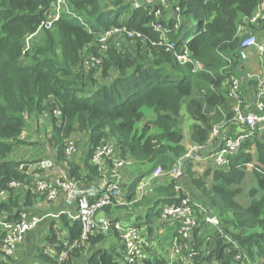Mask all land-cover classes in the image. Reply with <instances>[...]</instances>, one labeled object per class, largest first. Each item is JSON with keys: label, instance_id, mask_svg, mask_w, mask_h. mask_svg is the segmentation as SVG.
<instances>
[{"label": "trees", "instance_id": "trees-1", "mask_svg": "<svg viewBox=\"0 0 264 264\" xmlns=\"http://www.w3.org/2000/svg\"><path fill=\"white\" fill-rule=\"evenodd\" d=\"M57 1L0 0V217L7 223L16 222L23 213L32 214L40 198L53 202L38 193L33 176L20 169L23 162L36 160L12 158L27 143L21 136L29 127V118L49 116V144L57 151L55 160L58 165L66 160L69 176L82 187L91 188L103 179L106 165L113 173L116 159L125 161L121 172L131 165L144 168L126 192L131 202L141 176L157 168L170 171L186 156V117L191 121L190 141L205 145L213 127L234 116L237 102L230 96V79L246 73L251 49H256L264 68V52L258 46L243 52L239 48L242 36L249 32L264 45L259 40L264 18L252 20L262 0H166L140 7L133 0H67L71 12L63 9L48 27ZM154 9L162 10L164 17L159 21L172 29L170 39L176 51L184 47L195 22L187 46L199 65L180 63L173 50L160 44L164 41L161 32L151 26L158 21ZM177 15L182 22L176 30ZM112 27H127L143 39L124 35L117 38L119 46L109 39L103 49L100 38ZM241 29L247 32L242 34ZM242 83L245 88L252 80ZM74 132L88 137L82 162L66 155L65 139ZM109 144L114 153L104 158V167L93 164L95 152ZM250 163L254 184L245 193ZM184 165L196 192L185 187L179 192L175 180L165 178L154 181L151 194L133 204L134 208L147 207L144 217L149 234L162 224L164 206L190 197L207 210L196 212L198 224L191 236L199 254L193 264H264V131L243 142L229 167L207 166L196 171L199 167L190 159ZM12 182L19 187L11 186ZM205 214L217 217L218 224L205 222ZM67 224V240L80 239L81 222L71 219ZM173 226L177 237L178 225ZM4 236L0 228V264H9L10 258L2 254ZM49 241L61 243L55 232ZM104 241V234L90 237L86 264H124L123 243L120 253L93 248ZM40 258L48 264L56 259L43 252ZM146 264L169 261L155 255Z\"/></svg>", "mask_w": 264, "mask_h": 264}, {"label": "built area", "instance_id": "built-area-1", "mask_svg": "<svg viewBox=\"0 0 264 264\" xmlns=\"http://www.w3.org/2000/svg\"><path fill=\"white\" fill-rule=\"evenodd\" d=\"M156 1L165 3L166 0H133L135 7L142 6L143 3L153 4ZM58 7L51 18L46 22V26H51L52 21L58 19L60 16V8L66 9L71 12L67 6V0H58ZM168 7V4H166ZM180 12V9H176ZM154 14L158 21L152 22L151 26L161 32L164 46L168 50H173L177 60L180 63H197L191 57L190 50L187 46L190 39L186 40L184 47L180 51L175 50V43L171 41L170 34L172 29L164 27L159 18L164 17L161 9H154ZM165 16H170L169 14ZM264 16V0H262L259 9L253 17V21L263 18ZM53 19V20H52ZM177 23L175 29L177 30L182 22V17L177 15L175 17ZM82 22L83 20L80 19ZM125 35L127 38H140L143 39L141 33L133 32L127 27H112L107 30L100 38L102 48L106 49V42L109 39H114L116 46H119V40ZM252 46H258L261 53L264 52V45L258 44L257 38L252 33H247L244 40L241 42L242 49ZM197 65V67H198ZM231 90L232 96L237 102L234 105V116L231 119H225L216 124L210 132V137L205 145L192 143L187 146V153L184 158L178 161L174 168L170 171H164L157 168L149 176L142 179L137 187L136 198L129 202L123 195V188L120 184L121 167L125 165L124 160H115V168L113 169V181H106L101 188H85L80 186V183L72 179L68 172L58 169L57 162L53 158H42L34 162H23L20 169H25L26 173L33 176L34 187L38 193L45 194L49 201L58 199L60 193L66 195L68 203H76L78 211L72 215L73 220H79L83 225V230L80 239L75 241L65 240L62 243V250L56 253L55 262L53 264H66L71 260V253L76 249H87L89 246V239L96 232L106 233L111 229L116 230L125 246V262L124 264H146V260L150 258L146 251L147 241L143 237L142 227L136 224L125 223L122 221H113L108 217L102 216L98 218V213L104 211L106 207L116 206H129L133 203H138L145 196H148V191L154 185L155 179L165 178L174 179L176 188L179 192L184 191L182 178L186 176L184 161L190 159L195 165L207 164L208 166L216 167H229L231 159L235 153L238 152L243 142L255 135L264 131V74L258 77L256 94H255V107L247 108L244 98L241 95L242 80L238 77H231ZM59 113V112H57ZM227 118V117H225ZM231 128L234 131L231 132ZM77 153V145L75 142L70 141L66 148V155L68 158H73ZM114 153L113 147L105 145L100 147L94 154L92 163L101 168L104 167L103 162L105 157H111ZM186 158V159H185ZM184 159V160H183ZM213 163V164H212ZM66 164V163H65ZM103 165V166H102ZM54 172L53 177L50 173ZM18 182H12L11 186L19 187ZM207 212V210L200 203L193 201L190 197L182 199L180 204L164 206L162 212V221L164 226L168 224L178 225L179 235L174 237L171 242L172 254L170 256L171 264L177 263L181 260L184 264H193L196 256L199 254L198 250L194 248L192 233L198 224L196 212ZM205 222L214 224V216L205 214ZM41 218L37 215H30L23 213L19 220L13 223H7L0 217V223L5 231V236L2 245V254L5 258H11L15 255L20 245L28 232L34 230Z\"/></svg>", "mask_w": 264, "mask_h": 264}, {"label": "crops", "instance_id": "crops-1", "mask_svg": "<svg viewBox=\"0 0 264 264\" xmlns=\"http://www.w3.org/2000/svg\"><path fill=\"white\" fill-rule=\"evenodd\" d=\"M241 32L246 33L247 31H245L244 29H241ZM259 40L260 41L264 40V25L259 31ZM251 50L254 51L256 49H251ZM251 61L252 60L249 56V58L245 62V72L248 74V78L252 80V85L247 86L245 88L244 86H241L242 87L241 95L244 98L247 108H251V106L255 103V94H256L255 86L257 85V78L262 74V72H264L263 69L261 68V64L260 66H258L257 64L255 65ZM240 79L244 82V84H245V81H247L245 74H243ZM33 133H35V131L34 130L30 131L29 127L25 129L21 138L27 143L23 148L16 151L14 155L12 156V158L16 160H21V161H30V160H33L39 157H41V159L43 157H49L55 160L56 155L52 154L53 151L50 146H48L47 148L49 152L48 153L46 152L45 155H43L41 151H38V150L29 151L26 148L28 145H31L32 142L38 143L39 141V140L34 141L31 139V136ZM39 142L46 144V142H43V141H39ZM185 142H187V144H185ZM185 142L184 144L186 146H188L189 144H192V142L190 141L189 131H188V134L186 135ZM115 158L116 157L113 156V159ZM77 162H81V161H77ZM57 166L59 165L57 164ZM141 169L143 170L144 168H141V167L135 168L133 165H131V166L124 168L123 172H121L120 184H121V187L123 188V195L125 198H126V192L128 191L129 186L141 174L142 172ZM195 169L196 171H198L200 168L195 167ZM60 170L68 172L67 164L65 163L61 164ZM53 174L54 172H51L50 177H53ZM102 174H104L103 179H101L98 183H96L91 188L93 189L95 187L101 188L104 182L113 181L115 179L113 176L111 167L108 165L104 167ZM141 177L142 179L145 178L143 176ZM156 180L158 182H161V179H155L154 181ZM182 183L189 192L190 191L196 192V188L191 184L187 175L182 178ZM152 188L148 191V195L151 194ZM192 188L194 190H192ZM199 199L202 200V202H206L205 201L206 199H203V197ZM133 204H131L132 206L129 205L128 207H117V208L110 207L108 209H105L104 211L99 212L97 216L98 218L105 216V217L110 218L113 221L119 220V221L130 223V224H134V222H136L140 227H142L143 234L146 236L147 239H149L151 248H153L154 250V255L150 256V254L148 253L149 256L154 257L155 251L156 250L158 251L157 245H160L162 246V248L165 249V252L168 251V256L165 257L164 255H162V257L167 258V260L169 261V264H171V259H170V256L172 254L171 242L176 235V233L174 234L173 224L166 223V226H163L164 223L162 222V224L155 227L154 232L152 234L156 233L157 231L159 233L160 232L158 230L159 228L160 230L162 229L163 231L160 232L162 236L159 237V241L153 240L151 234H149L145 226L144 216L146 215L145 211L147 207L140 206V207L134 208ZM77 211H78L77 204L68 203L66 195L63 193H60L58 199L53 202H48L45 200V198L38 199L36 203H34V206L31 209L32 214L30 215H37L38 217L41 218V221L39 222V224L34 230H31L30 232L27 233L24 239V242L20 245L15 255L10 258L9 264H48L47 262H45L43 259L40 258V253L43 252L44 254H48L49 256H52V257L56 255L57 253L56 247L58 245H61V243H63L65 240L68 239L67 237H69L70 230L68 228L67 222L68 220L72 219L71 216L76 214ZM210 212H212L211 209H210ZM53 232H55V234L58 235V239L61 242L60 244L52 243L51 241H49V237L53 234ZM98 233L105 235V241L102 244L99 243L95 245L93 248L104 247L105 249L114 250L115 252H118V253L121 252L122 243L120 240V236L116 230L111 229L110 231H107L106 233L105 232L100 233L98 230L96 234ZM111 235H114V236L111 237ZM114 237L117 239L112 240V238ZM89 255H90V247L84 250H79L77 251L75 256L71 258L68 264H86L87 258L89 257Z\"/></svg>", "mask_w": 264, "mask_h": 264}, {"label": "rangeland", "instance_id": "rangeland-1", "mask_svg": "<svg viewBox=\"0 0 264 264\" xmlns=\"http://www.w3.org/2000/svg\"><path fill=\"white\" fill-rule=\"evenodd\" d=\"M153 1V0H152ZM55 7L57 8L58 7V4L56 3ZM60 12L63 10V7H61L60 9ZM195 32V22L193 25L190 26V28L188 29V33L190 35V37H192V35L194 34ZM243 34V33H242ZM119 42V41H118ZM120 45V43L118 44ZM250 58H251V62H253L255 65L257 64L258 66H260V55L257 54L256 50L254 51H250ZM262 68V67H261ZM264 69V68H262ZM29 128H30V131L34 130L35 133L32 134L31 136V139L34 140V141H43V142H46V144L44 143H41L38 141V143H35V144H31V145H28L26 148L30 151V150H35V151H41L43 155L46 154V152L48 153V146L51 147L52 149V154L56 155V149L54 147H52L50 144H49V140L52 136V123H51V120L49 118V116L46 114L42 117H37V116H34L32 118H29ZM185 123H184V134H185V138H186V135L188 134V129H189V125L191 124V121L188 117H186L185 119ZM37 127V129H36ZM66 141V144L68 145V142L72 141V142H75L76 145H77V148H78V152L76 153V155H74V160L76 161H81L82 162V158H83V154L86 152L87 148H88V137L83 134V133H79L78 132H74L72 133L69 137H67L65 139ZM185 142V140H184ZM185 144H187V142H185ZM190 145V144H189ZM67 148V147H66ZM43 158H47V157H43ZM38 159H41V157L39 158H35V160H38ZM66 161V160H65ZM64 161V162H65ZM64 162H60V165L63 164ZM67 164V163H66ZM197 166L201 169V168H206L208 165L207 164H198L196 163ZM213 164V163H212ZM60 165L57 166L58 169H60ZM135 167V166H134ZM248 170H249V174L247 176V180L244 184V190H245V193H248L249 192V189L253 186L254 184V178H253V175H252V170H253V164L250 163L248 165ZM94 189H98V187H95ZM132 206V205H131ZM117 207H128V206H116ZM144 212V211H143ZM142 212V213H143ZM135 224H137L136 222H134ZM161 227V226H160ZM0 228H3V226L0 224ZM162 228V227H161ZM160 232H162L163 230L160 228L158 229ZM160 232L158 233V231L154 234H151L153 240H156V241H159V237L162 236V234H160ZM96 235V234H94ZM149 235V234H148ZM114 236V235H111V237ZM143 237L146 239L147 241V246H146V251L150 254V256L154 255V250L153 248H151V245H150V241L149 239L146 238L145 235H143ZM117 238H112V240H116ZM158 247V251L156 250L155 251V255H159V256H162L164 255L165 257L168 256V251L165 252V249L162 248V246L160 245H157ZM76 250H81V249H76ZM174 264H184L183 261L179 260L177 261V263H174Z\"/></svg>", "mask_w": 264, "mask_h": 264}, {"label": "water", "instance_id": "water-1", "mask_svg": "<svg viewBox=\"0 0 264 264\" xmlns=\"http://www.w3.org/2000/svg\"><path fill=\"white\" fill-rule=\"evenodd\" d=\"M245 36L246 35H243L242 36V38H241V40H240V42H239V48L241 49V51L243 52L244 51V49H242L241 47H240V44H241V42L244 40V38H245ZM246 60V56L244 55V57H243V61H245ZM245 76H246V79L248 78V74L247 73H245ZM186 159V158H185ZM184 160V159H183ZM192 190H194L193 188H192ZM211 211H213V210H211ZM214 224H218V218L217 217H215L214 216Z\"/></svg>", "mask_w": 264, "mask_h": 264}, {"label": "flooded vegetation", "instance_id": "flooded-vegetation-1", "mask_svg": "<svg viewBox=\"0 0 264 264\" xmlns=\"http://www.w3.org/2000/svg\"><path fill=\"white\" fill-rule=\"evenodd\" d=\"M212 215V214H211ZM214 216V215H213ZM215 223V222H214Z\"/></svg>", "mask_w": 264, "mask_h": 264}]
</instances>
